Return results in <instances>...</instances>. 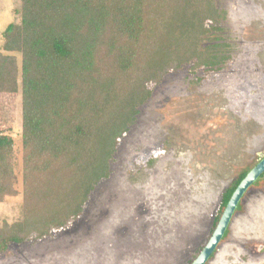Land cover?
Masks as SVG:
<instances>
[{
  "label": "rangeland",
  "instance_id": "obj_1",
  "mask_svg": "<svg viewBox=\"0 0 264 264\" xmlns=\"http://www.w3.org/2000/svg\"><path fill=\"white\" fill-rule=\"evenodd\" d=\"M217 6L223 31L210 36L230 45L223 67L208 70L191 62L147 84L152 95L129 131L121 138L112 131L98 138L104 157L115 148L111 173L85 181V195L91 194L83 212H65L68 221L76 220L73 225L10 245L0 264L197 259L217 227L223 194L264 157V0H217ZM19 8L20 0H0V48L5 28L21 20ZM0 134L14 139L16 191L0 200L1 228L20 219L23 202L19 93L0 94ZM239 205L206 264H264V177Z\"/></svg>",
  "mask_w": 264,
  "mask_h": 264
},
{
  "label": "trees",
  "instance_id": "obj_2",
  "mask_svg": "<svg viewBox=\"0 0 264 264\" xmlns=\"http://www.w3.org/2000/svg\"><path fill=\"white\" fill-rule=\"evenodd\" d=\"M18 14L3 32L0 94L22 97L23 202L0 228V254L73 225L65 212H83L85 181L111 173L115 148L104 157L98 138L129 131L147 84L230 58L224 37L210 36L223 31L217 0H20ZM13 149L0 134V200L16 193ZM248 173L223 194L214 227Z\"/></svg>",
  "mask_w": 264,
  "mask_h": 264
},
{
  "label": "water",
  "instance_id": "obj_3",
  "mask_svg": "<svg viewBox=\"0 0 264 264\" xmlns=\"http://www.w3.org/2000/svg\"><path fill=\"white\" fill-rule=\"evenodd\" d=\"M264 174V158L247 174L233 193L211 239L192 264H206L218 248L230 222L247 190Z\"/></svg>",
  "mask_w": 264,
  "mask_h": 264
},
{
  "label": "flooded vegetation",
  "instance_id": "obj_4",
  "mask_svg": "<svg viewBox=\"0 0 264 264\" xmlns=\"http://www.w3.org/2000/svg\"><path fill=\"white\" fill-rule=\"evenodd\" d=\"M263 158H264V157H263ZM263 158H262V159H263ZM262 159H261V160H262ZM261 160H260V161H261ZM260 161H259V162H260ZM237 209H238V208H237ZM227 232H228V229H227L226 233L224 234L223 238H225V235H227ZM213 233H214V232H213ZM213 233H212V235H213ZM212 235H211V237H212ZM211 237H210V239H211ZM210 239H209V240H210ZM222 240H223V239H222ZM208 242H209V241H208ZM206 245H207V244H206ZM202 251H203V250H202ZM216 251H217V249H216L215 252L212 254V256L210 257V259L214 256V254L216 253ZM210 259H209V260H210Z\"/></svg>",
  "mask_w": 264,
  "mask_h": 264
}]
</instances>
